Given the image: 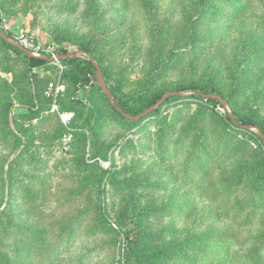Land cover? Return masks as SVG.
I'll list each match as a JSON object with an SVG mask.
<instances>
[{"label": "rangeland", "instance_id": "obj_1", "mask_svg": "<svg viewBox=\"0 0 264 264\" xmlns=\"http://www.w3.org/2000/svg\"><path fill=\"white\" fill-rule=\"evenodd\" d=\"M199 1L0 0L12 42L49 59L80 44L134 103L204 85L230 101L175 100L131 129L96 88L74 95L62 60L29 75L0 40V264H140L126 209L146 213L140 249L168 251L155 264H255L264 148L222 118L264 123V0H209L202 16Z\"/></svg>", "mask_w": 264, "mask_h": 264}, {"label": "trees", "instance_id": "obj_2", "mask_svg": "<svg viewBox=\"0 0 264 264\" xmlns=\"http://www.w3.org/2000/svg\"><path fill=\"white\" fill-rule=\"evenodd\" d=\"M208 2L209 0L199 1L198 16H202L203 14H205V12H207ZM0 28L2 29L1 21H0ZM0 40L15 56L25 61L26 71L27 74L29 75L30 74L32 75L35 70L39 68H43L50 63V61H46L44 59V57H46L45 55H42L41 57H31L25 52H23L21 49L16 47L15 45L8 44L1 37ZM84 52L87 51L84 50L83 46L75 43L67 47H63L58 51L59 57H68L62 59V62L67 66L73 68V72L71 74V83L74 86V92H75L74 95H76V93L81 91L82 89L94 87L105 96V99L108 102H110L108 96L102 90L97 74V69L94 66L93 62L89 60L88 57L77 56L78 54ZM71 55H75V57L70 58L69 56ZM101 70L103 73L105 84L108 87L109 91L112 93L115 102L114 104L110 103L109 105L111 112L115 115V118L117 120L124 121L126 125H128L131 129H134L138 126H142L144 122L150 120L151 118H158L162 112L161 110L164 109L165 107L170 106V104L175 100H188V99L200 100L210 105H216V106L219 105L224 109L226 108L223 104V101H225L226 103L230 102L229 99L224 94H222V92H220L217 87H215V85H204V86L194 87L193 90L195 93H197L194 95H186V96L178 95V93L182 94L184 90L169 92L173 94L170 95L160 107L156 108L148 115L142 116L143 113H145L154 105H156L157 102H159L164 97V95L167 94V92L162 91L158 93V95L153 97V99L151 100H149V98L145 99V96H143L140 99V103L137 104V102L134 103L132 99L128 100L125 99L124 97H121L118 93V90L110 86V77L108 73L102 67ZM45 93L46 90L42 95H38V96H36L35 94L30 95L29 105L32 106L31 107L32 112H35L34 108L35 106L38 105L37 97L39 98V101L46 100L44 98ZM217 97H220L221 99H218ZM75 103L78 104L77 106L81 107V102H75ZM11 108L12 106L10 104L5 109L4 111L5 119L9 117ZM126 115L133 118H137V117L140 118L138 120H135L127 117ZM232 115L236 123L233 121L230 114H227L224 119L222 118V122L224 123V125L235 131H242L247 135H250L251 139H253L254 141L256 140L264 148V140L259 135V133H256L253 130H248L246 128L247 126L256 127L264 134V123L257 122L256 119L252 116H241L236 111H234ZM162 122L165 124L166 127L167 123L165 121ZM159 133L162 137H164L165 129L164 130L162 129ZM208 156L209 155H206L204 158H209ZM105 173H107V171ZM115 177H116V172L113 171L109 178H115ZM145 214H146L145 211L143 213L136 214L132 210L126 209L120 213L119 224H124L126 220H131L132 224L135 225V232L132 231L133 229L132 230L127 229V231H125V236H126L125 239L127 241V249H126L127 260H129V262L137 261L140 264H155L157 259L163 258L166 254L169 256V253L167 250L162 249L161 246L153 247V248L142 247V250L140 249L139 240L145 234V231H143V229L141 228L143 221L146 220ZM106 223L107 225H109L108 222ZM260 249H264V248L257 247L256 249L251 250V257L254 259L255 264H260L262 257H264L263 254L257 252Z\"/></svg>", "mask_w": 264, "mask_h": 264}, {"label": "water", "instance_id": "obj_3", "mask_svg": "<svg viewBox=\"0 0 264 264\" xmlns=\"http://www.w3.org/2000/svg\"><path fill=\"white\" fill-rule=\"evenodd\" d=\"M0 37H1L2 39H4L5 42H7V43H9V44H12V45H15L16 47H18L19 49H21L23 52H25L26 54H28L29 56H31V57H36L31 51H29V50L23 48L19 43L12 42L11 39H10L8 36H6L5 34H3V32L1 31V28H0ZM80 54L82 55L83 53H80ZM80 54H78L77 56H80ZM69 57H70V58H73V57H75V55H71V56H69ZM64 58H68V57H58L57 60L59 61V60H62V59H64ZM88 58H89V60H91V61L93 62L94 66H95L96 69H97L98 78H99V81H100V84H101V87H102L104 93L108 96V98H109V99L113 102V104H114L115 102H114V99H113V95H112V93L109 91V89L107 88V86H106V84H105V81H104V77H103V73H102L101 67L99 66V64H98L93 58H91V57H88ZM44 59H45L46 61H53V60H55V59H49V58H47V57H44ZM172 94H173V93H167L166 95H164V97L162 98V100H161L156 106L150 108L148 111H146L145 113H143L142 116L148 115V114L151 113L153 110H155L156 108L160 107V106L166 101V99H167L170 95H172ZM178 95L184 96V95L181 94V93H178ZM212 97H214V96H212ZM217 98H218V99H221L220 97H217ZM223 104H224L225 108L228 107V104H227L225 101H223ZM126 116H127V115H126ZM230 116H231V118L233 119V121L236 123V121H235L233 115L230 114ZM127 117H129V118H131V119H135V120H138V119L140 118V117L133 118V117H130V116H127ZM246 128H247L248 130H256V131L259 133V135L262 137V139L264 140V134H263V132L260 131L258 128H256V127H251V126H247Z\"/></svg>", "mask_w": 264, "mask_h": 264}, {"label": "built area", "instance_id": "obj_4", "mask_svg": "<svg viewBox=\"0 0 264 264\" xmlns=\"http://www.w3.org/2000/svg\"><path fill=\"white\" fill-rule=\"evenodd\" d=\"M26 44V43H25ZM24 44V45H25ZM27 48L28 47H30V46H28L27 44L25 45ZM36 57H41V55L40 56H36ZM55 60H57V58H55ZM58 61V60H57ZM60 90H62V88L61 87H54V85L53 84H50V92H54V91H57V92H59Z\"/></svg>", "mask_w": 264, "mask_h": 264}]
</instances>
